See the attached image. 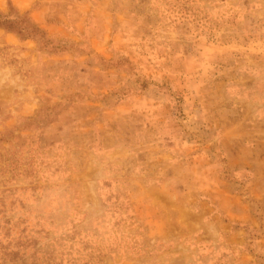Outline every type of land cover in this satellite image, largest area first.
<instances>
[{"label":"rangeland","instance_id":"1","mask_svg":"<svg viewBox=\"0 0 264 264\" xmlns=\"http://www.w3.org/2000/svg\"><path fill=\"white\" fill-rule=\"evenodd\" d=\"M0 14V264H264V0Z\"/></svg>","mask_w":264,"mask_h":264},{"label":"trees","instance_id":"2","mask_svg":"<svg viewBox=\"0 0 264 264\" xmlns=\"http://www.w3.org/2000/svg\"><path fill=\"white\" fill-rule=\"evenodd\" d=\"M0 16H2V15L0 14ZM0 27L6 28V29H9V28H10L9 26L5 25V24H4L3 22H1V21H0Z\"/></svg>","mask_w":264,"mask_h":264}]
</instances>
